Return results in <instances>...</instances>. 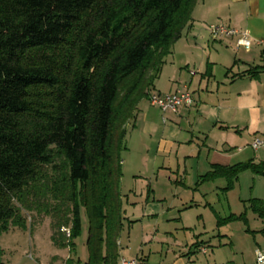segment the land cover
Listing matches in <instances>:
<instances>
[{
  "label": "trees",
  "instance_id": "trees-1",
  "mask_svg": "<svg viewBox=\"0 0 264 264\" xmlns=\"http://www.w3.org/2000/svg\"><path fill=\"white\" fill-rule=\"evenodd\" d=\"M197 1L0 0V233L45 208L54 241L70 226L74 248L85 209L86 264H120L127 126ZM245 170L264 176V161L204 178L229 190ZM248 203L264 219V199Z\"/></svg>",
  "mask_w": 264,
  "mask_h": 264
},
{
  "label": "crops",
  "instance_id": "crops-1",
  "mask_svg": "<svg viewBox=\"0 0 264 264\" xmlns=\"http://www.w3.org/2000/svg\"><path fill=\"white\" fill-rule=\"evenodd\" d=\"M215 23L248 31L251 48L238 47V36L215 39L209 30ZM184 86L193 94L192 105L164 115L147 97L127 126L130 146L142 157L141 171L152 173L156 183L166 173L179 189H186L168 199L140 174L136 177L144 179V187L134 190L135 195L121 191L124 219L118 260L125 256L139 258L141 264H226L236 254L232 235L221 230L225 227L219 224L222 217L214 203L199 193L204 183L222 178H204L216 165L264 161V146L252 147L255 138L264 140V0L197 1L151 91L168 94ZM163 156L167 160L160 162ZM126 164L123 158L122 166ZM189 183H198V188ZM236 187L237 182L232 189ZM207 212L218 222L209 226ZM257 243L254 251H264ZM216 244H224L229 253H210L208 246ZM202 247H208L207 253ZM200 254L207 257L201 259Z\"/></svg>",
  "mask_w": 264,
  "mask_h": 264
},
{
  "label": "rangeland",
  "instance_id": "rangeland-1",
  "mask_svg": "<svg viewBox=\"0 0 264 264\" xmlns=\"http://www.w3.org/2000/svg\"><path fill=\"white\" fill-rule=\"evenodd\" d=\"M127 141L128 138L126 137L127 149L123 151L122 157L127 161V164L123 166L124 175L121 191L128 190L130 194L132 190L131 193L135 195L134 190L144 187L146 185L144 179L147 178L148 182L152 180L158 189L163 190L166 194L160 192V195L168 199L170 196L182 194L186 188L181 186L182 188L179 189L174 182L170 181L166 173L159 176V183L155 182L156 178L152 176V173L145 175L146 173L141 171V154H136L134 148H131L133 146L131 140ZM175 156L174 153L171 155L173 158H176ZM166 160V156L159 159L160 162ZM140 174L144 176V179L138 181L136 176ZM236 182L235 190H225L224 187L228 184V180L222 177L204 183L199 194L205 195L207 200L214 203L223 219L232 214L242 215V218L221 224L222 227H225L221 230H227L232 235V240L236 246V254H233L231 261L226 264H258L254 249L259 246L257 242L264 246V219L258 216L245 200L255 197L264 199V176H255L250 170H245ZM190 185L192 188H198V183ZM230 190L232 193L228 196ZM124 203H126L125 199ZM47 211L45 208L39 211L23 210L25 225H11L8 231L0 233V250H2L0 264H68L69 261H72L73 264H86L89 251L87 247L88 217L85 209L82 211V233L74 239V248L70 244L71 234L69 235L67 230L71 231L70 226L62 228L60 236L61 239H64L63 243L54 241L55 225L53 224L55 218L49 215ZM206 219L209 226L214 225L215 221L218 222V217L209 212L206 214ZM216 245V247L208 246L210 253L213 252L212 250L217 251L218 249L221 250H218L217 253L222 255L229 253V250L224 248V244ZM206 257L200 254L201 259Z\"/></svg>",
  "mask_w": 264,
  "mask_h": 264
},
{
  "label": "built area",
  "instance_id": "built-area-1",
  "mask_svg": "<svg viewBox=\"0 0 264 264\" xmlns=\"http://www.w3.org/2000/svg\"><path fill=\"white\" fill-rule=\"evenodd\" d=\"M209 30L215 39L220 37L238 36V47H245L246 49H250L253 44V39L248 31H241L221 23L211 24L209 26ZM148 98L150 103L154 106L159 107L164 115H166V113L168 112L178 113L179 109L183 105H192L194 103L193 94L191 90L186 86L178 89L173 93L168 94H161L158 92L150 91ZM164 120L166 121L165 116ZM261 146H264V140L259 137L255 138L252 142V147L254 149H258ZM67 230L68 234L70 235L71 231L69 229ZM201 251L207 253L208 247H202ZM255 254L257 263L264 264V251L262 249H256ZM123 259L126 264H141L139 258H127L123 256Z\"/></svg>",
  "mask_w": 264,
  "mask_h": 264
},
{
  "label": "bare ground",
  "instance_id": "bare-ground-1",
  "mask_svg": "<svg viewBox=\"0 0 264 264\" xmlns=\"http://www.w3.org/2000/svg\"><path fill=\"white\" fill-rule=\"evenodd\" d=\"M120 264H126V262H124L123 256L120 257Z\"/></svg>",
  "mask_w": 264,
  "mask_h": 264
}]
</instances>
